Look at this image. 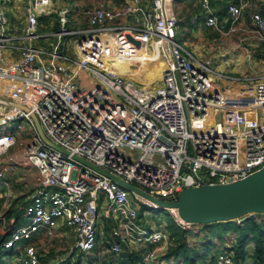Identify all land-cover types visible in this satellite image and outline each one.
Returning <instances> with one entry per match:
<instances>
[{
    "label": "built area",
    "instance_id": "1",
    "mask_svg": "<svg viewBox=\"0 0 264 264\" xmlns=\"http://www.w3.org/2000/svg\"><path fill=\"white\" fill-rule=\"evenodd\" d=\"M210 1L199 0L203 23L223 35L236 31L248 0H226L222 18ZM5 2L0 0V154L24 130L23 159L37 172L22 206L24 221L0 241L16 263L41 264L37 241L53 237L58 226L74 232L69 254L89 252L105 225V251L116 255L141 244L140 263H166L167 230L162 222L146 228L139 206L165 209L177 225L190 228L193 221L168 206L182 191L230 184L264 168V71L237 77L197 60L174 37L172 0L125 7L130 24L106 25L120 10L92 6L83 10L87 27L79 30L63 25L66 7L26 0L25 43L8 33ZM53 11L60 24L55 34L70 39L72 55L30 42L40 35L38 16ZM249 24L264 42L263 16L252 12ZM151 42L165 63L158 84H140L105 65L139 54ZM12 50L15 57H7ZM228 80L247 84H218ZM6 170L0 168V177ZM225 234L222 246L200 264H238L234 240ZM245 256L241 264H255L249 252Z\"/></svg>",
    "mask_w": 264,
    "mask_h": 264
},
{
    "label": "rangeland",
    "instance_id": "2",
    "mask_svg": "<svg viewBox=\"0 0 264 264\" xmlns=\"http://www.w3.org/2000/svg\"><path fill=\"white\" fill-rule=\"evenodd\" d=\"M176 8H178V5H175ZM258 11L264 18V0H248L245 7L243 8L241 12V20L242 23L239 25V28L229 34H226L225 36H221L222 38L220 40H225L226 42L231 45V49L233 54L235 56H231V60H229V64L225 66H222L221 64L216 67V70L218 71H224L222 69H225L227 72H231L235 76H247L250 74H259L264 71V42H260L253 36V33L251 31V25L249 24V15L254 12ZM220 15H224V11H220ZM51 14V15H50ZM49 14L50 18V27L48 28H40L41 30H37V27L35 28L36 32H43L47 30L54 31L55 28H52V25L55 23V15L52 13ZM10 22H13V31L14 34H20L21 27H24V18L21 13V6L13 8L12 12L9 13ZM43 17H48V15H44ZM39 21V20H38ZM45 23H48V20L45 21ZM191 26V25H189ZM202 27V25L200 26ZM39 28V27H38ZM203 36L216 37V33H214L212 30H209L207 28H203L202 33ZM178 38V36H176ZM52 40L50 37L46 39V41ZM31 43L36 45H44L45 43H41L38 41L37 38H32L30 40ZM182 43V40H180ZM149 46V44H147ZM69 48V46H68ZM230 49V50H231ZM146 50V49H145ZM159 56L160 52L156 51ZM229 53H226V56H228ZM162 57V56H161ZM163 58V57H162ZM212 58V56H204V59ZM203 59V58H201ZM214 59V60H213ZM213 61L208 62L210 66L214 67V64L218 63V57L214 56L212 58ZM204 61V60H203ZM107 67H119L121 68V65L125 68V70L122 71V73H125L132 77L135 81L141 84L150 83V85H156L160 82L162 69H163V63L157 58V55L152 50H147L143 55H139L138 57H115L112 61V63L105 64ZM110 65V66H109ZM221 68V69H220ZM118 72H121L118 71ZM219 81L218 84L220 86L223 85H230V86H240L247 84L246 81ZM28 139V135H26ZM25 142L22 144H19L18 141H16L10 148L7 149L5 153L0 154V161L2 158H5V155H9L15 150L20 149V147H24ZM242 153V147H239V154ZM23 161V160H22ZM18 161L17 163L11 162L9 165L10 172H7V179L6 184L0 187V225L1 230L3 231L5 229V226L9 224L11 219L4 216L6 209L9 206L13 207H20L19 205H22L23 202L26 201V195L31 190L36 183V174L35 169L31 166H27V163L25 161ZM12 171V172H11ZM4 192V193H2ZM103 197L102 194H98V200L97 203H101ZM253 212L255 214L256 218H261L264 215V210H256V209H249L247 212H244V215H248L249 212ZM169 213L165 209H157L153 211H149L145 209L142 206H139L138 213L141 217L143 225H145L146 228H154L159 224H162L163 221L162 214L163 213ZM21 213L19 214V217L17 220H21V223L24 221L23 217H20ZM4 216V217H3ZM3 217V218H2ZM233 218V217H232ZM15 221V223L17 222ZM236 220V219H235ZM210 222L212 223V219H207L203 221H193V223L190 224L191 231L189 235H187V244L190 246V248L197 252V250L203 246L204 249L207 248L205 255L202 258V255L199 254L197 257L194 255V262L193 264H200L203 259L210 258L209 256L213 254V251L215 252L216 249L220 248L222 245L218 242H213L214 239H217L216 236H213L210 229ZM10 224L13 225V222H10ZM106 225L105 227H102L100 229V232H98L97 240L99 242L100 247L104 250V253H96L93 249L89 252H82V259L85 260V256H90L88 254H92V262H95V264H109V261L112 258V255H110L109 252L105 251L101 239V232L106 231ZM193 230H196L193 232ZM1 231V232H2ZM229 232V233H228ZM227 234L225 236L227 239L231 238L229 235L232 236L233 240L235 241V232L232 230H227ZM223 234V235H224ZM224 237V236H223ZM220 237V241L222 240L224 242V238ZM74 238V232L72 229L67 228L65 226H60V228L57 230L56 234L49 238H40V240L37 241V244L39 246L37 247V250L39 252L40 261L42 264H53L54 260H60L64 259L68 254V247L70 245V242ZM245 249L251 250V243H248L246 245ZM246 250V254L250 251ZM3 251V250H2ZM232 249V253H233ZM79 253V250H72L70 252L72 258H69V260H73L75 256ZM102 254L103 259H100V255ZM198 254V253H196ZM7 257L8 264H15V261L12 259V255L10 253H5ZM247 256H245L246 258ZM233 260L236 261L235 255L233 253ZM139 263V262H138ZM178 262H174L176 264ZM239 263V262H238ZM142 264V262L140 263Z\"/></svg>",
    "mask_w": 264,
    "mask_h": 264
},
{
    "label": "crops",
    "instance_id": "3",
    "mask_svg": "<svg viewBox=\"0 0 264 264\" xmlns=\"http://www.w3.org/2000/svg\"><path fill=\"white\" fill-rule=\"evenodd\" d=\"M26 0H6L5 2V14L7 17V21H8V33L13 36L14 38V42L15 43H25L26 40L24 38H22L21 34H14L12 33L13 31H11L13 29V22H10V17H9V13L12 12L13 8L15 9L16 7L21 6V13L23 15V7L25 5ZM146 4H148V0H53L52 2V6L55 10H57L60 7H66L67 10L65 12V22L63 23V25L67 28V29H71V30H79V29H83L85 27H87V20L85 15L83 14V10H85L86 8L92 7V6H96V5H102L105 8L108 9H112V10H120V15H118L116 18L112 19V20H107L105 22V24L109 25V24H115V23H131L132 22V13L130 11H123L125 7L128 8H132L134 6H145ZM225 4H226V0H215V1H210L209 5L212 9V11L214 12V14H216L218 16V18H222L225 15ZM175 5H178V8L175 7ZM171 7H172V11L175 14L176 17V27H175V39L177 41L180 42V40H182V46L188 50L191 54L194 55V57L199 60V61H208L212 60V58L215 56L218 57L219 62L214 64V69H216L217 66H219L220 64L222 66H225L229 64V60H231V56H235V54H233L232 49H231V45H229L228 42H226L225 40H220L222 37L221 36H225L223 34H221L220 32L206 26L203 23V19H202V11H201V6H200V2L199 0H172L171 2ZM220 11H224V15H220L221 12ZM53 15H55V22H56V26L57 29L54 31L51 30H47V31H43V32H39L40 34L37 39L39 42L41 43H45L44 45H37V46H42L45 47L47 50H52L54 49V45H56L55 49L56 50H64L65 52H67L68 54L72 55L73 51L71 49V42L69 38H65V37H61L58 36L57 34H55V32L58 30L59 28V21L57 19V14L55 11L52 12ZM51 15V14H50ZM196 16V18H193V16ZM50 18L49 14L48 17H44L43 19H38V26H37V30H41L40 28H46V26L49 28L50 27ZM48 20V23H45V21ZM222 20V19H221ZM220 20V24L224 27L225 26V22ZM242 23V22H241ZM241 23L239 25H241ZM191 25V26H189ZM202 25V27H200ZM39 27V28H38ZM207 28L208 31L212 30L214 33H216V37H211L209 38L208 36H203L202 30L203 28ZM53 28V25H52ZM239 28V27H238ZM21 31H22V27H21ZM176 36H178V38H176ZM18 37V38H17ZM50 37L52 40H48L46 41V39ZM64 40V44L61 45L59 43V41ZM110 44L111 42L109 41V39L107 40V44H105V48H110ZM36 45V44H34ZM69 46V48H68ZM231 49V50H230ZM11 53L9 54V56L7 57H11L14 58L15 57V51L12 50L10 51ZM226 53H229L228 56H226ZM7 54V51H6ZM43 56H49L47 54L43 55ZM204 56H212V58H207L204 59ZM118 57V56H117ZM127 57H137V55L134 56H127ZM203 58V59H201ZM204 60V61H203ZM110 66V65H109ZM108 68H113L116 71H120L121 72L123 70H125V68L121 65V68L119 67H108ZM221 69V68H220ZM223 72H226L225 69ZM228 74H231L232 76H235L234 74H232L231 72H226ZM240 77V76H237ZM230 80H228L227 82H229ZM237 81V80H236ZM235 81V82H236ZM4 129H11V126H4L2 127ZM26 131H20L16 133V137H17V141L19 144H23L24 142L27 141V137H26ZM24 161L23 159V147H20V149L13 151L12 153H10L9 155H5V158H2L0 161V168L2 167H6L7 170L5 172H3V175L0 177V187L6 184V179H7V172H10V163H17L18 161ZM22 161V162H23ZM27 166L29 167L30 165L27 164ZM12 172V171H11ZM36 172V171H35ZM4 193V192H2ZM20 217H22L20 215ZM21 223V220H17V222L13 223L12 227L15 226L16 224ZM1 226L0 225V234L2 233L1 231ZM60 226H58L57 229H59ZM196 230H193V232H195ZM8 235V234H7ZM6 235V236H7ZM223 235V234H222ZM214 236V235H213ZM217 238V237H216ZM220 241V237L217 239H214L213 242H219ZM153 247L155 246L156 248L159 247V245H157L156 243H150L147 245V247ZM208 247H210L208 245ZM207 247V248H208ZM133 249L130 251V253H125L124 251L120 252L119 254H110L112 255L111 260L109 261V264H113V263H117V264H139L140 260H141V244L137 245V247H132ZM166 248V247H165ZM207 248L204 249V247L202 246L197 250V252H194L195 256L197 257L199 254L203 256L205 255V252L207 250ZM96 253L98 250V253H100L101 251V247L99 245V242L96 241L95 242V246L94 248H92ZM249 250V249H246ZM165 251V250H164ZM5 253H10L8 251L5 250H1L0 249V253H1V260L3 264H8L7 262V257L6 255H4ZM214 252V251H213ZM198 253V254H196ZM11 254V253H10ZM248 254V253H247ZM245 254V255H247ZM102 255V254H101ZM100 257V256H99ZM245 257V256H244ZM243 257V258H244ZM5 258V259H4ZM72 258V257H71ZM242 258V259H243ZM103 259V258H100ZM166 260V263H162V264H173L174 262H178L180 264L182 263V259L180 257L178 258H164ZM242 259H238L237 261L239 262L238 264L242 263ZM63 260V259H61ZM55 262V260H54ZM139 262V263H138ZM91 264H95V262H92ZM147 264H158L156 261H151L148 262Z\"/></svg>",
    "mask_w": 264,
    "mask_h": 264
},
{
    "label": "trees",
    "instance_id": "4",
    "mask_svg": "<svg viewBox=\"0 0 264 264\" xmlns=\"http://www.w3.org/2000/svg\"><path fill=\"white\" fill-rule=\"evenodd\" d=\"M43 16H38V19H43ZM56 22L53 24L54 30L57 29ZM24 204V202H23ZM22 205L20 207L9 206L4 216L11 219L10 222H15L22 211ZM3 216V217H4ZM2 217V218H3ZM163 226L167 230V244L163 257L168 258H178L182 259L183 264H193L194 262V251L187 244V235L190 234L191 230L187 227L179 226L175 223L172 216L169 213H163ZM7 224L5 229L0 234V241L6 237V235L11 231L12 225ZM211 233L217 238L221 237L227 230H232L235 232V241L233 248V253L236 260L242 259L245 256L246 245L251 243V250L249 251L250 256L253 258L255 264H264V215L261 218H256L255 214L253 216H241L239 221H235L230 218H217L210 222ZM125 253H130L124 251ZM90 256H85V260L82 259V252H79L73 260L71 254H68L63 260L58 262H53V264H91L92 254ZM40 259V257H39ZM41 262V261H40ZM0 264L1 253H0ZM15 264H20L16 263ZM42 264V263H41Z\"/></svg>",
    "mask_w": 264,
    "mask_h": 264
},
{
    "label": "water",
    "instance_id": "5",
    "mask_svg": "<svg viewBox=\"0 0 264 264\" xmlns=\"http://www.w3.org/2000/svg\"><path fill=\"white\" fill-rule=\"evenodd\" d=\"M133 42L138 45L137 40ZM168 206L178 208L183 218L192 221L240 219L247 216L243 213L249 209L264 210V168L230 184L186 189L179 194L177 202ZM248 216H253V212Z\"/></svg>",
    "mask_w": 264,
    "mask_h": 264
},
{
    "label": "bare ground",
    "instance_id": "6",
    "mask_svg": "<svg viewBox=\"0 0 264 264\" xmlns=\"http://www.w3.org/2000/svg\"><path fill=\"white\" fill-rule=\"evenodd\" d=\"M103 49L105 50V51H107L108 50V48H105V47H103ZM146 49V50H145ZM147 50H152L154 53H155V55H157V58L163 63V67H164V65H165V63H164V60H163V58L161 57V56H159L158 55V53L156 52L157 51V48H156V44L154 43V42H151L150 44H149V46L147 45L144 49H143V51L142 52H140L139 54H136L137 55V57L139 56V55H143V53H145V51H147ZM113 61V60H112ZM108 64V63H107ZM141 84V83H140ZM143 85H145V84H143ZM172 211H174L175 212V209L173 208V207H171L170 208Z\"/></svg>",
    "mask_w": 264,
    "mask_h": 264
}]
</instances>
